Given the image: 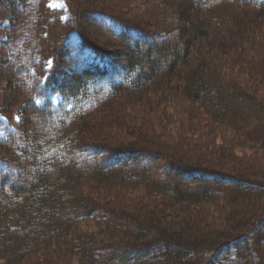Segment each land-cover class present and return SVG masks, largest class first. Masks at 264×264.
<instances>
[{"label": "trees", "instance_id": "16d2710c", "mask_svg": "<svg viewBox=\"0 0 264 264\" xmlns=\"http://www.w3.org/2000/svg\"><path fill=\"white\" fill-rule=\"evenodd\" d=\"M107 1L64 0L61 21L48 0H0V83L24 110L20 122L0 111V264H264V181L234 165V150L186 139L182 151L130 125L124 146L107 145L93 125L123 100L159 111L152 96L178 91L201 113L193 122L264 153V0L165 3L175 37L115 17ZM90 183L149 200L119 207L86 194ZM218 199L242 209L216 225L193 216Z\"/></svg>", "mask_w": 264, "mask_h": 264}, {"label": "rangeland", "instance_id": "374dc122", "mask_svg": "<svg viewBox=\"0 0 264 264\" xmlns=\"http://www.w3.org/2000/svg\"><path fill=\"white\" fill-rule=\"evenodd\" d=\"M75 1L78 3L82 2V0H73V3H75ZM178 1L179 0H108L106 2L107 5H105L106 7H104V11L109 12L125 22L142 26V28L150 29L154 32L156 31V34L161 33L160 28L162 27V31H166L170 34L169 37H175V27H177V22L175 21L172 9L166 8L165 3L175 6ZM49 5L54 6L50 7ZM47 7L52 13L51 16L53 18H59L61 21H65L67 17V9L64 0H48ZM73 12L76 16L80 14L79 8H74ZM54 30L56 31L57 29L54 28ZM94 30L95 29L93 27L92 30L90 29V31L95 34ZM58 33L60 34V32H57V34ZM84 33L87 36V31ZM71 42H77L76 36L72 37ZM193 58L194 56H192L191 62ZM49 66L50 65L48 64L46 70H48ZM175 83L179 84L178 81H175ZM3 84L2 82L0 83V111L8 117L13 116L15 122L17 121L16 118L19 117V121L17 122H20L24 111L23 105L19 104L12 106L13 92L4 89L5 85ZM152 97L153 99L151 104L157 105L155 107L159 109L161 108L159 110L160 112L151 109L150 104L147 101L126 99L117 104L118 107H115L117 110L106 114V116L102 117L100 120L94 117L93 125L103 127V129L101 128L102 136L99 138V141L107 145L122 147L125 145L124 143L129 141V137L127 135H130L124 130V127L127 125L135 126L137 128H146L150 126L152 127L153 132L156 133V135H159L157 136L164 145L180 148L182 151L185 150L184 147L186 146V139L190 140L189 145L192 146L195 141L199 144L198 146L206 148H231L234 150V156L236 157L234 165L237 166L239 170H242V168L246 170L247 168H244V166L249 167L250 169H247V171L250 172V174L252 173L258 175L259 177L256 176L255 178L257 180L264 181V177H262L264 176V153L252 150V147H254L253 145L241 138L239 139L238 137H233V134L226 130L213 131L212 133V129L209 128L211 132L207 131L197 120L193 122L190 119L192 116L189 115V113H192V111L195 112V117H199L201 113L195 109H189L190 107L185 100H178L180 99L178 91L168 92L165 90V92L161 94H159L158 91ZM169 97L170 99H168ZM156 99H161L163 102H161V104H159L160 102L156 103ZM59 103L60 98L55 97L54 104L57 105ZM1 112L0 117H4ZM115 118L123 121L119 127H116V125L111 123L115 120ZM124 120H126L128 124L124 123ZM1 122L7 124V119L5 118V120ZM0 133H2L0 137H3L4 133L2 131H0ZM87 138L96 140V138L92 135ZM42 148L44 149V147ZM190 149L191 148L188 147L187 151ZM0 157L8 158L10 156L8 153L2 152L0 149ZM91 186L92 189L90 188ZM81 187L82 190L89 196L101 201L106 200L108 203L111 202L119 207H123L124 204H126L129 208V204H127L128 202H130L131 205H136V202L139 200H143V202L149 200L142 189L137 191H128L123 194L119 192V190L110 191L107 190V188L95 189L96 185L91 183L87 184V186L82 185ZM161 199V197L155 198L157 202L161 201ZM240 206V202L237 206H234L232 205V202L218 199L210 206L200 207V209L190 207V210L195 218L202 220L203 224L212 221L216 225V223L223 220V218L227 217L230 213L234 212L239 214L238 212L242 209H240ZM166 210H169V208ZM166 213L167 215L172 214L170 211H167ZM24 262L23 264H25Z\"/></svg>", "mask_w": 264, "mask_h": 264}, {"label": "snow or ice", "instance_id": "6c2138e0", "mask_svg": "<svg viewBox=\"0 0 264 264\" xmlns=\"http://www.w3.org/2000/svg\"><path fill=\"white\" fill-rule=\"evenodd\" d=\"M50 7H53L54 5H49ZM48 64L50 65L51 64V61L48 62ZM37 103H40L39 101H37ZM17 121H19V117L16 118ZM5 118L4 117H0V121H4ZM0 135H2V133H0ZM3 162H0V167H3Z\"/></svg>", "mask_w": 264, "mask_h": 264}]
</instances>
